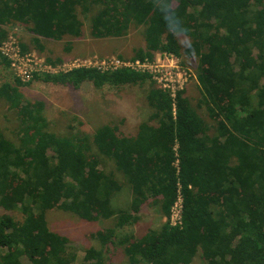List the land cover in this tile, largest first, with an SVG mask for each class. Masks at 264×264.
<instances>
[{"label":"trees","instance_id":"1","mask_svg":"<svg viewBox=\"0 0 264 264\" xmlns=\"http://www.w3.org/2000/svg\"><path fill=\"white\" fill-rule=\"evenodd\" d=\"M14 28L27 37L23 53L42 52L51 40L65 41L69 52L85 35L103 41L141 30L145 46L129 58L170 53L184 67L194 58L202 97L196 106L185 87L173 98L150 74L128 68L36 72L34 81L76 89L109 85L137 94L150 85L145 120L94 130L80 121L59 135L44 104L22 92L31 82L0 80V102L19 119L16 141L0 128V264L76 262L69 239L49 225L53 210L115 221L95 234L100 246L86 249L79 264H109L112 247L129 264L197 257L264 264V0H0V44ZM0 66L11 67L1 53ZM125 185L132 199L121 209L115 199ZM179 198L182 223L172 225ZM145 207H157L165 222L121 236Z\"/></svg>","mask_w":264,"mask_h":264},{"label":"rangeland","instance_id":"2","mask_svg":"<svg viewBox=\"0 0 264 264\" xmlns=\"http://www.w3.org/2000/svg\"><path fill=\"white\" fill-rule=\"evenodd\" d=\"M13 36L18 42L27 39L19 34V30L14 28ZM41 52L32 46L29 53L34 54L36 59L43 61L47 67L44 70H69L81 66H103V61L113 58L128 59L134 55L135 49L143 48L145 40L141 30L131 31L129 35L121 39L97 40L89 35L80 38L73 43L72 51H66L65 41H48ZM126 58H120L119 55ZM50 58V59H49ZM186 67L182 66V61L178 58L182 72L188 77V84L194 98V104H199L202 97L197 89L196 70L194 58L185 59ZM93 66V67H94ZM16 74L9 68L0 66V80L14 82ZM30 85L21 88L25 97L31 101H41L44 104L46 116L49 119L50 129L59 135H66L72 128L83 121L85 128L96 129L107 124L120 122L126 119L127 124L131 121L145 120L152 112L146 94L150 85L137 88L138 93L132 92L131 88L105 86L96 88L92 84H85L76 89L67 86H55L42 81H31ZM193 85V86H192ZM158 87V86H157ZM159 88V87H158ZM136 89V88H135ZM200 113L205 112V108L199 109ZM0 128L6 136L16 141V134L19 128V119L7 111V105L0 102ZM132 199L129 186L125 185L120 194H117L115 205L121 209H128ZM179 207L174 213V220L178 217ZM48 222L52 229L59 231L69 239L70 249L77 254V260L73 264H79L83 259L86 249L91 246L99 247L100 244L95 237L99 230H104L114 226L115 221H85L80 217L62 210H53L48 214ZM161 217L158 208H143L140 214V221L134 225L126 226L121 230L120 235H144L149 228H155L165 222ZM109 257V264H129L128 257L122 248L112 247ZM192 264H204L200 258H196Z\"/></svg>","mask_w":264,"mask_h":264},{"label":"built area","instance_id":"3","mask_svg":"<svg viewBox=\"0 0 264 264\" xmlns=\"http://www.w3.org/2000/svg\"><path fill=\"white\" fill-rule=\"evenodd\" d=\"M0 53L6 56L11 63V69L16 74V77L23 82H28L33 78L34 73H57V70H44L45 63L36 59V56L31 53H23L19 42L13 36H10L5 42L0 44ZM103 66H94L101 71H113L120 68H128L141 73H148L152 76L156 85L171 94L173 98L176 97L177 91L182 90L188 84V77L182 72L181 66L178 63V58L170 53H158L153 60H133V59H119L113 58L108 62L103 61ZM91 65L85 67H93ZM75 68V67H74ZM72 69V68H71ZM70 70V69H69ZM66 71V70H61ZM179 161L176 162L178 166ZM179 207L178 217L174 220V213ZM170 222L172 225L182 223V198H179L175 203Z\"/></svg>","mask_w":264,"mask_h":264}]
</instances>
